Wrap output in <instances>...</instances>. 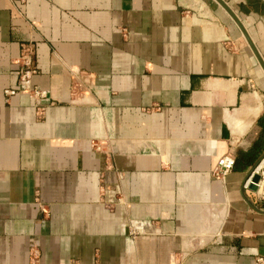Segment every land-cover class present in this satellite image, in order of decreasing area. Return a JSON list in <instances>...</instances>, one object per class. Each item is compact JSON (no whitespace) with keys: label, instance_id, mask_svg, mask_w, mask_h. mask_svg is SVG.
Listing matches in <instances>:
<instances>
[{"label":"crops","instance_id":"obj_1","mask_svg":"<svg viewBox=\"0 0 264 264\" xmlns=\"http://www.w3.org/2000/svg\"><path fill=\"white\" fill-rule=\"evenodd\" d=\"M222 1L259 59L215 0H0V264L264 255V1Z\"/></svg>","mask_w":264,"mask_h":264},{"label":"built area","instance_id":"obj_2","mask_svg":"<svg viewBox=\"0 0 264 264\" xmlns=\"http://www.w3.org/2000/svg\"><path fill=\"white\" fill-rule=\"evenodd\" d=\"M264 1V0H263ZM19 65L18 71V86L16 90H4L5 97H11L19 92L29 95L36 103L42 102L47 97V92L36 86H31V79L36 74V68L33 65V51L29 44H22L19 57L17 59ZM37 115H43L44 108L41 105H37ZM99 149V147H95ZM235 160L231 156H223L217 162V165L213 171L216 178L224 180L227 174L233 169ZM257 174L259 180L256 183L257 190L253 192L255 198L264 202V156L254 166L253 171L247 176L243 182V189L249 190V185L252 183L253 175ZM254 264H264V255L257 256L254 259Z\"/></svg>","mask_w":264,"mask_h":264},{"label":"water","instance_id":"obj_3","mask_svg":"<svg viewBox=\"0 0 264 264\" xmlns=\"http://www.w3.org/2000/svg\"><path fill=\"white\" fill-rule=\"evenodd\" d=\"M219 5H221L227 12L228 14L231 16V18L235 21V23L238 25V27L240 28L241 32L243 33V35L245 36V38L248 40L250 46L252 47V50L253 52L255 53V55L258 57L257 55V52L256 50L254 49V47L252 46V44L250 43L248 37H247V34L246 32L244 31L242 25L240 24L239 20L237 19V17L235 16V14H233V12L226 6V4L222 1V0H215ZM259 59V57H258ZM260 62V60H259ZM262 64V62H260ZM253 171V169L251 170V172ZM250 172V173H251ZM259 180V176L257 174H254L253 175V178H252V183L249 185V190L251 191H256L257 190V186H256V183L258 182ZM217 230V229H216ZM215 230V231H216ZM215 233V232H214Z\"/></svg>","mask_w":264,"mask_h":264}]
</instances>
